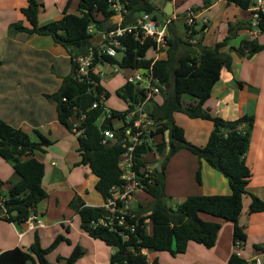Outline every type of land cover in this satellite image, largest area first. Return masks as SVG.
Returning <instances> with one entry per match:
<instances>
[{"label": "trees", "instance_id": "16d2710c", "mask_svg": "<svg viewBox=\"0 0 264 264\" xmlns=\"http://www.w3.org/2000/svg\"><path fill=\"white\" fill-rule=\"evenodd\" d=\"M73 1L68 0L61 19L41 25L39 14L44 9V4L39 0H29L28 5L21 9L28 25L23 21L11 24L9 35L24 32L30 35L49 36L55 43L63 46L71 56L73 63L71 75L64 78L58 92L45 97L57 104L59 121L70 131L72 130L70 119L86 116L81 126L84 133L78 137V151L82 158L79 164L90 167L92 174L97 178L95 189L101 194L104 202H107L112 189L122 188L124 185L119 167L120 156L125 151L123 129H116L113 121L118 117L122 118L123 113L111 109V117L108 118L104 105L93 108V103L98 99L87 84L77 81L75 60L94 46L95 34L89 32L90 28H93L95 33L111 31L116 28L117 20L115 13L110 9V0H77L79 8L76 14L69 13ZM125 1L128 4L123 26L134 24L137 16L142 13L151 14L154 18L160 16L153 0ZM224 1L243 10H249L254 4L253 0ZM212 2L213 0H204L202 6L193 10H203L212 5ZM163 17H166L164 13ZM251 25L252 22L248 27L246 23H229V34L223 41L213 46H203L201 43H191L199 34L195 27H187L188 34L181 37L172 21L165 58L157 61L147 59L148 52L155 45L154 41L146 39L142 42L134 35L124 37L126 51L121 61L106 57L123 69H147L153 65L154 73L162 85L161 92L164 94L163 101L157 97L149 101L145 108L147 115L161 127L157 131L159 138L155 145L146 143L138 149L135 168L142 171L147 163L161 162V165L160 168L159 165L155 167L150 179L143 181L144 194L150 202L148 205L139 203L132 211L136 216L134 220L128 218V222L135 224L134 230L125 227L113 230L111 227L94 226L93 222L102 218L109 220L108 211L101 206L86 205L79 196L70 203V207L80 217L82 230L91 238L116 249L110 257L111 264H160L161 254L169 253L174 257L186 254L191 243L212 249L217 244L222 228L218 220L233 224V243L241 246L248 238L245 227L240 224L244 197L248 195L251 198L249 214L264 213V201L248 191L252 171L247 164L246 156L251 145L255 117L246 114L229 121L213 115L204 108L223 70L232 69L235 56L251 58L264 50V44L247 39H244L239 47L226 49L240 30L251 29ZM259 30L264 33V15L260 20ZM98 91L105 92L108 100L111 97L109 91L102 85L98 86ZM116 94L129 105V108H134L145 99L144 91L131 83L124 84ZM184 95L197 99V104L194 106L185 104ZM176 113L214 123V129L205 146H196L187 141L184 129L175 122ZM102 117L104 120L99 124L98 121ZM105 130L115 131L114 145L108 146L103 143ZM35 135L38 139H33L29 133L14 128L0 119V158L9 163L20 178L16 183L0 181V198L6 200L4 203L6 212L4 213L0 207V219L18 225L25 224L32 214L37 213L38 204L48 196L43 187L45 164L35 157V153H46L47 148L56 141L38 130L35 131ZM182 150L197 158L199 164L205 161L226 177L232 193L191 194L175 207L170 205V197L166 193V169L170 159ZM195 174V183L202 186L200 166ZM5 185L7 193L4 195ZM209 218L213 220H208ZM149 224L151 229H148ZM64 241L70 242L63 235H59L49 247L44 248L39 236L36 235L35 242L27 249L16 247L0 253V264H51L47 256ZM262 246L255 245V248L259 250L263 248ZM145 250L157 253L154 261H149ZM86 254L87 249L78 245L73 253L64 259V264H78ZM57 259L63 260L62 257ZM228 263L257 264L256 261H248L237 253L231 254Z\"/></svg>", "mask_w": 264, "mask_h": 264}, {"label": "crops", "instance_id": "0c3cea01", "mask_svg": "<svg viewBox=\"0 0 264 264\" xmlns=\"http://www.w3.org/2000/svg\"><path fill=\"white\" fill-rule=\"evenodd\" d=\"M28 1L0 0V119L14 128L29 133L33 139H38L35 135V131L38 130L56 142L47 148L46 153H35V157L45 164L43 187L48 196L38 204L36 213L44 227L28 230L25 224L18 225L0 219V253L16 247L29 248L35 242L36 235L39 236L42 247L47 248L56 237L63 235L70 242H62L50 253H57V264H64V259L68 258L78 245L87 249V254L78 264H111L110 257L116 249L85 233L81 228L79 215L70 207V203L77 196L86 205L95 207L104 205L103 197L95 189L97 178L92 174L89 166L79 164L82 158L78 151L77 135L61 124L57 104L45 97L58 92L64 78L71 75L73 70L71 56L63 46L55 43L49 36L30 35L24 32L14 36L9 35L11 24L23 21L28 25L21 12V9L28 5ZM203 1L173 0V14L167 16L164 10L169 2L153 0L161 17L164 13L166 17L173 19L181 37L188 34L183 15L188 11L196 14L194 27L199 34L191 41L192 44L213 46L228 36L229 23H246L248 27L253 21L252 7L243 10L238 6L229 5L224 0H213L209 7L199 11L193 10L202 6ZM39 2L44 4V9L39 14V23L45 25L63 17L68 0H39ZM78 8L79 2L74 0L69 13H78ZM201 21L202 26L199 29ZM252 30L254 31V27L240 30L238 35L242 34L243 40H257L264 44V33L257 31V37L253 38L250 35ZM102 40L103 34L96 32L94 43L98 44ZM239 46H235L231 41L226 49ZM166 55L164 52L162 58ZM104 87L107 90L106 86ZM183 101L187 105L197 104V99L188 95L183 96ZM204 108L213 115L229 121L246 114L255 117L251 145L246 156L247 164L252 171L248 191L264 201V50L251 58L235 56L232 69L223 70ZM174 118L176 124L184 129L189 143L196 146H205L208 143L214 129L212 121L192 119L183 113H176ZM74 122V118L70 119L71 126ZM114 126L118 124L114 122ZM199 166L202 186L196 187L195 173ZM171 173L174 176L170 182ZM166 175V193L171 198L174 195H183L186 198L194 193L195 195L232 193L226 177L205 161L199 164L197 158L186 150L178 152L170 159ZM19 179L13 167L0 158V181L16 183ZM195 187L196 189H193ZM193 190L196 192H191ZM5 193H7L6 185L3 187V194ZM140 199H143L141 193ZM250 203V196H245L240 218V224L245 227L248 236L245 244L234 245L233 224L218 220L222 228L214 248L207 249L191 243L186 254L176 257L169 253L161 254L160 264H229V258L233 253L239 254L248 261L264 264V213L249 214ZM102 244L107 246L106 249ZM65 245L67 254L63 256L61 250H64L62 246ZM255 245H263V248L258 250ZM99 251H104L106 255L98 253ZM145 253L150 262L157 257L154 251L145 250ZM101 254L102 261L99 259ZM58 257H62L63 260H58Z\"/></svg>", "mask_w": 264, "mask_h": 264}, {"label": "built area", "instance_id": "2783aa9c", "mask_svg": "<svg viewBox=\"0 0 264 264\" xmlns=\"http://www.w3.org/2000/svg\"><path fill=\"white\" fill-rule=\"evenodd\" d=\"M128 4L125 0H110V9L116 15V28L101 32L103 34V40L98 44L94 43V46L82 56H79L75 60V72L76 79L80 83L88 85L89 90L93 92L94 96L97 97V101L93 103V108H97L100 105L105 106L107 117L110 118V110L107 107V97L105 92H99L98 86L104 87V79L109 74L118 73V64H113L106 57L117 58L119 61L125 55L126 47L124 45V37L128 35H134L136 39L142 42L146 39H152L154 41V47L150 50L153 51L154 55L148 58L157 61L162 59V55L165 49L168 48V41L170 37V24L173 19L161 16L154 18L153 15L142 13L137 16L136 21L132 25L123 26V21L127 13L126 5ZM253 14L252 27L254 31L250 32L253 38H256L259 30V23L264 15V0H257L251 8ZM184 21L186 27L193 28L196 22V14L193 11H188L184 15ZM89 32L95 34L93 28L89 29ZM149 51V52H150ZM148 52V54H149ZM123 55L120 57V55ZM121 68V67H120ZM123 69V68H122ZM128 73L126 83L136 85L139 89L144 91L145 99L143 102L135 105L134 108L127 107L121 111L123 113L122 118H116L113 121L118 124L114 126L116 129H123V140L125 151L120 156L119 167L122 171V180L124 185L122 188H113L111 191V197L108 198L107 202L101 207L108 211V219H100L97 222H93L94 226H105L111 227L113 230L118 228H126L133 231L135 224H129L128 218L134 220L135 214L132 211L137 207L140 202L139 194L144 192V183L146 179H150L156 166L159 164L151 165L153 163H147L142 171H138L135 166V156L139 148L144 146L146 143L156 144L159 136L157 135L158 129L161 126L151 119L145 112L146 104L157 99L161 92V82L156 77L153 65L149 68H125L123 69ZM100 81V82H99ZM105 88V87H104ZM85 115L80 118H75V122L72 125V131L77 137L83 135L84 130L81 129L82 121L85 119ZM168 132H166V138L168 140ZM104 144L110 143L112 140L116 141L114 130L104 131ZM144 173V174H143ZM5 198H0V207L5 213L6 209L4 206ZM28 230H37L43 228L44 224L38 214H32L29 219L25 222ZM126 238L127 235H125Z\"/></svg>", "mask_w": 264, "mask_h": 264}, {"label": "rangeland", "instance_id": "374dc122", "mask_svg": "<svg viewBox=\"0 0 264 264\" xmlns=\"http://www.w3.org/2000/svg\"><path fill=\"white\" fill-rule=\"evenodd\" d=\"M253 1L254 2H257V0H253ZM201 26H202V21L199 22V29L201 28ZM170 36H171V34H170ZM241 40H243L242 34L241 35H238L236 38L232 39V41L234 42L235 46H239L240 43H241ZM152 55H154V53H153V51H150L149 54H148V56L152 57ZM122 56L123 55L121 54L120 57H122ZM117 69H118V73H116V74H109L104 79V86H106L107 90L111 94V97L107 101V107H108L109 110H111V109L124 110L125 107H127L126 103L117 96L116 91L120 87H122L124 85V83L126 82V78L128 76V73L126 71H124L120 67H118ZM163 96H164V94H161L158 97V100H163V98H164ZM103 120H104V118L102 117L98 121V123L101 124L103 122ZM153 164H155V163H153ZM173 176L174 175L171 173L170 174V182L173 180ZM195 186L198 187L196 183H195ZM196 187L193 188V189H196ZM4 191L6 192V190H4ZM191 192H196V191L193 190ZM180 194H183V193L180 192ZM141 197L143 199H140V202L142 200L143 202H141V203H143V204L145 203V205H148L149 202H150V200L147 197V195H145L144 193H141ZM184 199L185 198L183 197V195H174L173 198L170 197L169 204L174 206L177 203L182 202ZM148 229H151L150 224L148 225ZM102 245L105 246V249H106L107 246L105 244H102ZM62 247H63L64 250H61V254L63 256H65L67 254V246L65 245V246H62ZM98 253H102V254H105L106 255V253L104 251H99ZM102 254L99 256V259L101 261L103 260V255ZM56 256H57V253L56 254L53 253V254H50L49 255L48 260L50 261V263L57 264Z\"/></svg>", "mask_w": 264, "mask_h": 264}, {"label": "water", "instance_id": "95a60500", "mask_svg": "<svg viewBox=\"0 0 264 264\" xmlns=\"http://www.w3.org/2000/svg\"><path fill=\"white\" fill-rule=\"evenodd\" d=\"M172 2H169L168 4H167V6L165 7V13H166V15L167 16H172V14H173V9H172ZM168 134V133H167ZM116 143V141L115 140H112L110 143H108L107 145L108 146H112V145H114ZM160 165H161V162L159 163V168H160ZM15 215H16V212L14 213Z\"/></svg>", "mask_w": 264, "mask_h": 264}]
</instances>
